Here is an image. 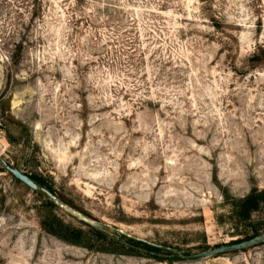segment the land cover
I'll list each match as a JSON object with an SVG mask.
<instances>
[{"label":"rangeland","instance_id":"374dc122","mask_svg":"<svg viewBox=\"0 0 264 264\" xmlns=\"http://www.w3.org/2000/svg\"><path fill=\"white\" fill-rule=\"evenodd\" d=\"M263 45L264 0H0V157L157 249L47 234L0 162V264H264V244L168 262L264 233L224 199L264 188Z\"/></svg>","mask_w":264,"mask_h":264},{"label":"trees","instance_id":"16d2710c","mask_svg":"<svg viewBox=\"0 0 264 264\" xmlns=\"http://www.w3.org/2000/svg\"><path fill=\"white\" fill-rule=\"evenodd\" d=\"M257 63L264 62V45L257 49V54L254 56ZM8 140L11 144L19 143L18 138L10 131H6ZM30 143L29 140H26ZM26 175H28L34 182L44 186L60 200L66 203L68 206L78 210L77 207L71 203L63 195L59 194L51 183L43 182L38 176H35L25 169L20 167L18 163L16 165ZM7 171V170H6ZM37 193V192H35ZM45 200L46 207L40 214V225L42 229L49 235L56 237L57 239L74 246L85 248L89 251L119 254V255H131L132 253H138L141 249H155L150 244L133 239L120 232H113V236H109L106 229L99 230L92 226H89L79 221L81 227H75L66 223L60 216H58L55 210L58 207L44 194L37 193ZM225 202L229 204L231 208L232 220L238 223H248L251 221L253 214L260 211H264V188L258 189L252 188L249 193L243 198H232L227 195L224 196ZM83 215L90 218L87 213L82 212ZM257 236V231L252 235L246 236L244 240H249ZM243 241V240H242ZM241 241H235L232 243H238ZM231 244V243H230ZM182 255H186V252H182ZM150 255L158 261H167L158 257V255ZM184 258L179 254L174 255L168 259L169 263L183 260Z\"/></svg>","mask_w":264,"mask_h":264},{"label":"water","instance_id":"95a60500","mask_svg":"<svg viewBox=\"0 0 264 264\" xmlns=\"http://www.w3.org/2000/svg\"><path fill=\"white\" fill-rule=\"evenodd\" d=\"M0 162L5 168V170H7L16 180L20 181L22 184L27 186L32 191L46 195L58 208L64 210L65 212L69 213L73 217L77 218L79 221L89 226H92L99 230L105 229L104 225L92 221L86 216L80 214L74 208L68 206L66 203L60 200L56 195H54L51 191H49L44 186H41L37 184L36 182H34L28 175H26L18 167H15L13 164L8 162L4 158L0 157ZM262 244H264V233H261L249 240H243L238 243L220 245V246L211 248L210 250L204 251L201 253L191 254L188 256H185L182 254H179V255L182 256L183 258H188V259L208 258V257H214V256H221V255L229 254V253L241 252L244 250H248V249L260 246ZM156 247L160 248V246H156Z\"/></svg>","mask_w":264,"mask_h":264}]
</instances>
